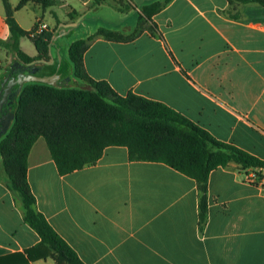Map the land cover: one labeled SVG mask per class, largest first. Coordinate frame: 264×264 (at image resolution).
I'll return each mask as SVG.
<instances>
[{"label": "crops", "instance_id": "crops-1", "mask_svg": "<svg viewBox=\"0 0 264 264\" xmlns=\"http://www.w3.org/2000/svg\"><path fill=\"white\" fill-rule=\"evenodd\" d=\"M53 1L44 8L32 0L15 10L28 33L21 50L36 58L34 40L52 35L49 61L40 62L62 57L65 82L77 86L69 57L74 41L101 28L130 34L142 7L166 0H125L127 10L115 1ZM8 2L16 9L21 0ZM6 19L0 0V78L15 61L6 47ZM38 24L48 29L32 36ZM150 24L152 31L131 42L92 40L84 55L89 77L118 95L161 102L264 161V7L170 0ZM259 171L234 162L214 170L202 228L197 181L164 163L131 161L127 147H108L95 165L62 176L41 137L30 151L27 176L36 209L84 264H264V182L248 179ZM39 242L2 171L0 264H57L52 257L25 263V252Z\"/></svg>", "mask_w": 264, "mask_h": 264}, {"label": "trees", "instance_id": "trees-1", "mask_svg": "<svg viewBox=\"0 0 264 264\" xmlns=\"http://www.w3.org/2000/svg\"><path fill=\"white\" fill-rule=\"evenodd\" d=\"M29 1L21 0L16 9L3 0L10 38L6 47L15 61L33 65L49 61L47 48L52 35L34 40L40 52L31 58L21 50V39L28 33L20 27L14 13ZM44 8L55 5L53 0H35ZM170 0L156 1L142 7L136 29L130 34L101 28L88 37L74 41L69 57L74 78L81 87L26 83L17 97L14 120L8 133L0 140V154L8 188L16 194L25 209V221L36 231L40 242L28 249L25 263L52 257L57 264H84L76 251L56 232L46 217L36 209V197L28 182V157L39 138L47 142L60 175L64 176L95 165L111 146L127 147L131 161L164 163L197 181L200 201V226L208 219V183L211 173L229 163L242 169H258L264 177V161L249 152L216 139L169 106L132 92L118 95L105 81H96L85 70L84 55L89 43L97 37L115 42H131L145 30ZM257 3L264 0H232ZM101 6L109 0H93ZM128 8H126L127 10ZM44 38L46 40H44Z\"/></svg>", "mask_w": 264, "mask_h": 264}, {"label": "water", "instance_id": "water-1", "mask_svg": "<svg viewBox=\"0 0 264 264\" xmlns=\"http://www.w3.org/2000/svg\"><path fill=\"white\" fill-rule=\"evenodd\" d=\"M65 61L59 57L55 64L38 62L24 65L14 61L0 78V140L9 131L14 120L17 97L26 83L38 82L65 86Z\"/></svg>", "mask_w": 264, "mask_h": 264}, {"label": "rangeland", "instance_id": "rangeland-1", "mask_svg": "<svg viewBox=\"0 0 264 264\" xmlns=\"http://www.w3.org/2000/svg\"><path fill=\"white\" fill-rule=\"evenodd\" d=\"M116 2L120 7L119 8H124L125 10H126V8H128V9H130V5L129 4H127L126 3V1L124 0H109V2H111V4H114L113 2ZM109 2H107V3H109ZM115 3V4H116ZM115 7H117V5H114ZM121 10H123V9H121ZM141 12H142V8H141V10H140ZM144 28L145 29H149V30H153V26L150 24V21H148V22H145L144 23ZM49 43H50V45H51V43H52V39L49 41ZM82 86V82L81 81H78V85L77 86H75V87H81ZM0 173L2 174V171L4 172V174H6L5 173V171H4V168H3V163H2V161H3V159H2V156H1V154H0ZM18 198V197H17ZM19 199V198H18ZM20 200V199H19ZM22 203V202H21Z\"/></svg>", "mask_w": 264, "mask_h": 264}, {"label": "built area", "instance_id": "built-area-1", "mask_svg": "<svg viewBox=\"0 0 264 264\" xmlns=\"http://www.w3.org/2000/svg\"><path fill=\"white\" fill-rule=\"evenodd\" d=\"M48 29V26L46 24H38L34 30L31 32L32 36H38L41 35L44 31ZM248 179L252 182H264V177L256 176L255 174L248 176Z\"/></svg>", "mask_w": 264, "mask_h": 264}]
</instances>
